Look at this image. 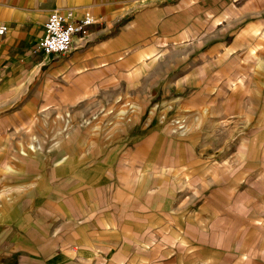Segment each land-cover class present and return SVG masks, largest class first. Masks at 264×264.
<instances>
[{
	"label": "crops",
	"instance_id": "0c3cea01",
	"mask_svg": "<svg viewBox=\"0 0 264 264\" xmlns=\"http://www.w3.org/2000/svg\"><path fill=\"white\" fill-rule=\"evenodd\" d=\"M163 1L0 0V108L10 106L0 110V264H264V127L244 128L264 123L260 63L249 73L233 71L236 113L223 116L225 126L236 123L230 145L200 146L201 131L174 136L149 127L144 113L124 138L133 141L99 152L70 142L25 145L22 128L49 101L45 109L96 101L106 91L184 92L195 82L210 91L212 59L242 60L235 44L264 32V0H234L237 24L248 21L221 38L213 29L223 24L224 32L229 18L213 16L229 0H190L205 29L187 38L194 45L187 62L165 63V47L178 46L163 32L164 7L168 18L178 10ZM60 6L74 18L88 10L95 21L74 36L69 52L34 53ZM132 75L152 80L124 83ZM248 91L260 96L250 118Z\"/></svg>",
	"mask_w": 264,
	"mask_h": 264
},
{
	"label": "rangeland",
	"instance_id": "374dc122",
	"mask_svg": "<svg viewBox=\"0 0 264 264\" xmlns=\"http://www.w3.org/2000/svg\"><path fill=\"white\" fill-rule=\"evenodd\" d=\"M45 1L53 0H41V2ZM191 2L190 0H182V2L180 0L163 1L165 6L171 4L175 10H178L175 11L174 15L170 13L171 18H168L167 9L164 7L163 32L165 35L175 36L177 39L176 46H178V51L171 49L170 45L165 47L163 51L165 63L187 62L185 57L188 51L194 49L193 44L186 46L190 42L187 41V38L191 37L192 34L195 35L196 32L198 35L205 29L202 20L197 19L195 23L193 18L197 15V8H193ZM234 3V0H229L224 1L222 7L220 5L216 6V14L213 16V20H217L221 16H227L229 19L227 24L224 23V25H227L224 32L221 31L224 27L223 24L213 29V37L221 38L225 35L227 29L235 31L237 27L246 24L248 21L245 18L243 23L237 24V11ZM56 9L65 14L73 13L71 9L61 10V6ZM87 11H84V14ZM262 15L264 16V12ZM191 24H193V27H190ZM245 36L242 44L238 43L234 46L235 49L242 50V60L235 58L234 55L231 59L215 58L212 59L211 65L206 68V72L210 76L205 81L206 83L209 82V86L213 88H208L210 91H199V85L195 82L192 89L184 92L174 90L164 92L162 90H159V92L143 90L106 91L98 92V97L94 99L96 101L88 100L90 97H86V100L79 105L62 108L54 105L49 109H45L51 105L49 101L42 106L44 110L39 115L38 120L28 123L22 128L23 133L29 136V138H25V141L28 142L25 145L55 147L70 142L83 147L84 152L89 153L94 150L99 152L109 146H116L120 142H125L124 138L131 136L130 132L136 129L133 127L134 122L143 113L149 127L157 128V130H163L165 127L174 136L176 134L186 136L188 133L201 131L202 135H199L197 139L200 146L206 145L208 148L213 149L223 146L225 142L230 145L231 137L236 130V123L231 122L225 126L223 116L236 113L235 97L238 92L235 90L234 82L237 76L233 71L236 67L241 66L245 73H249L252 63H260V66L264 65V32L255 35L256 37L252 40L250 34ZM223 39L230 42L231 38L229 40L227 38ZM166 44L167 42L163 43V45ZM198 47L199 44L195 41L197 51H199ZM199 71L197 70L198 75ZM223 71L225 74H221ZM198 75L196 77H199ZM226 78H228L227 81H225ZM151 80L146 75L140 77L132 75L131 77L128 76L124 83L139 82L145 84L151 82ZM162 84L163 82L157 88L162 87ZM226 85L229 88L232 85L233 89L225 90ZM29 94H32V92H21L19 101L26 100ZM151 94H154V96L151 97ZM245 95L244 115L250 118L255 114V112H252L251 104L253 101L257 103L260 96L259 92L251 91L245 92ZM204 100L205 103H203ZM208 100H210V103L207 102ZM143 101L147 102L146 107ZM191 101H196L195 106H191ZM8 107H1L0 110L10 109ZM250 127L262 129L264 123L248 122L244 124L245 130ZM77 135L79 136L76 138ZM131 141H133V138Z\"/></svg>",
	"mask_w": 264,
	"mask_h": 264
},
{
	"label": "built area",
	"instance_id": "2783aa9c",
	"mask_svg": "<svg viewBox=\"0 0 264 264\" xmlns=\"http://www.w3.org/2000/svg\"><path fill=\"white\" fill-rule=\"evenodd\" d=\"M94 21L89 11L80 18H74L72 12L65 14L58 9L52 10L45 22L44 34L34 53L43 52L47 55L59 56L69 52L74 36L78 33H86L87 26ZM5 30L6 26L0 25V34H3Z\"/></svg>",
	"mask_w": 264,
	"mask_h": 264
},
{
	"label": "bare ground",
	"instance_id": "6f19581e",
	"mask_svg": "<svg viewBox=\"0 0 264 264\" xmlns=\"http://www.w3.org/2000/svg\"><path fill=\"white\" fill-rule=\"evenodd\" d=\"M210 106V105H209ZM205 108V107H204ZM126 110V109H125ZM116 123V122H115ZM119 123V122H118ZM131 123V122H130ZM112 129V128H111Z\"/></svg>",
	"mask_w": 264,
	"mask_h": 264
}]
</instances>
